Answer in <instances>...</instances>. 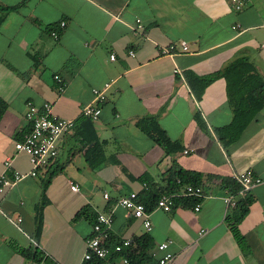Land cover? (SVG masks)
<instances>
[{
    "label": "crops",
    "instance_id": "0c3cea01",
    "mask_svg": "<svg viewBox=\"0 0 264 264\" xmlns=\"http://www.w3.org/2000/svg\"><path fill=\"white\" fill-rule=\"evenodd\" d=\"M136 17L140 31L132 28ZM178 40L186 41L187 50L177 47L171 56L158 52L159 46ZM263 41L264 0H249L239 10L228 0H25L4 13L0 172L7 157L8 175L30 169L27 155L13 151V142L28 127L27 101H48L53 114L76 121L79 108L91 100V88L113 80L98 116L91 120L101 141L100 163L91 167L84 160L85 146L74 123L58 137L57 154L45 168L0 191V264H46L44 257L53 264H78L94 219L74 217L82 206L94 215L111 211L109 244L147 235L150 246L139 264H157L156 244L165 239H170L171 264H264V105L238 138L223 147L213 128L231 118L224 79H212L196 100L183 77L184 70L202 75L243 56L264 80ZM174 66L178 72L172 71ZM54 73L64 81L60 91L55 90ZM195 111L201 123L194 118ZM143 116H152L177 148L166 153L140 130L136 121ZM173 165L202 173L201 183L211 193L200 199L198 210L181 203L167 211L152 205L151 227L146 230L140 218L115 205L119 195L142 189L139 175L145 173L162 186L164 173ZM53 168L57 170L45 188L47 201L35 241L34 205L44 171ZM247 168L259 181L248 191L251 201L237 222L246 244L241 249L229 229L226 217L232 207L224 205L217 178H232ZM70 182L77 189H70ZM17 217L14 224L10 219ZM22 250H34L35 256ZM122 251L110 249L106 257L84 264H122Z\"/></svg>",
    "mask_w": 264,
    "mask_h": 264
},
{
    "label": "trees",
    "instance_id": "16d2710c",
    "mask_svg": "<svg viewBox=\"0 0 264 264\" xmlns=\"http://www.w3.org/2000/svg\"><path fill=\"white\" fill-rule=\"evenodd\" d=\"M24 1L20 0L12 5L0 4V22L3 19L4 13L17 9ZM183 77L196 100L200 98L204 87L212 79L215 77H222L224 79L225 94L231 108V118L227 123L213 128L215 138L223 147H226L238 138L244 126L264 105V80L256 72L252 63L243 56L234 57L220 68L202 75L195 74L190 70H184ZM4 107L5 103L0 99V115ZM194 118L201 123L200 115L197 111L194 112ZM75 123L78 125V134L82 137V143L85 146L83 150L84 160L89 166L94 167L103 159L101 141L95 135L91 119L80 116ZM136 125L154 142L159 144L164 149V152L167 153L177 148V145L168 138L152 116L139 118L136 121ZM83 130L87 131V134L83 133ZM56 170L55 168L46 169L41 179L38 201L34 205L33 238L35 241L38 240L42 225V207L47 201L45 188ZM210 177L211 175H206V178ZM137 178L147 185L146 188H142L137 193V200L141 201L146 209L149 210L155 204V199L159 193L172 191L183 183H201L202 173L181 169L173 165L164 173V184L162 186L152 181L145 173L139 175ZM176 178H178L179 183H176ZM217 179L221 187H225L229 191L239 189V183L233 178L218 177ZM196 201L197 198L193 196L174 198V203H181L184 206H191ZM250 201L251 195L249 192H246L242 198L236 201L231 212L226 217L232 236L241 249L246 247V244L242 234L237 229V222L245 214ZM76 216H85L92 219L95 215L90 212L87 206H82L74 213V217ZM131 241L130 247L124 249L122 252L126 255L130 264H139L146 259V250L150 246L148 237L146 234L133 236L131 237ZM22 253L31 257L35 256L34 250H22ZM43 259L46 264H53L48 257H44ZM91 260L93 259H89L88 262Z\"/></svg>",
    "mask_w": 264,
    "mask_h": 264
},
{
    "label": "built area",
    "instance_id": "2783aa9c",
    "mask_svg": "<svg viewBox=\"0 0 264 264\" xmlns=\"http://www.w3.org/2000/svg\"><path fill=\"white\" fill-rule=\"evenodd\" d=\"M248 1L228 0L231 8L234 10L241 9ZM58 23L59 26L64 25L63 20H59ZM132 28L136 31L141 30L142 24L139 18H135ZM49 35L53 38L57 37V33L54 30H50ZM261 44L264 46V41ZM177 47L182 51L187 50L186 41L178 40L167 42L158 47V52L171 56L175 53ZM128 54L132 55V50H128ZM109 57L112 58L113 54L110 53ZM172 71L178 72L177 67L174 66ZM52 77L56 82L55 90L60 91L64 86V81L57 73H54ZM112 80H105L100 86L91 88V100L79 108L80 116L88 117L91 120L98 116L100 104L104 101L106 90L109 88ZM24 119L27 122V130L22 134L21 139L13 142V151L14 153L22 151L27 155L30 169L27 172L12 170L11 174L8 175L6 169L10 163V157L5 158L4 170L0 172V191L26 175L35 176L40 169L45 168L57 154L56 141L58 137L71 129L75 123L73 118H63L53 114L48 101H43L40 104L27 101L24 110ZM186 151L187 149L183 150V152ZM232 178L239 183V189L229 191L227 188L222 187L221 199L226 207H233L236 201L242 198L259 181V178L249 168L239 171ZM175 181L179 183L178 178ZM69 187L72 190L77 189L76 184L73 182L69 183ZM141 187L146 188L147 185L141 182ZM210 193V190L205 189L202 183H183L172 191L159 193L155 199L154 206L167 211L174 204V198L193 196L197 198V201L192 206V209L196 211L199 208L200 199L209 196ZM102 196L106 198L107 193L103 192ZM115 205L128 210L132 216L140 218L143 227L146 230L150 229L149 210L146 209L141 201L137 200V191L131 190L119 195L115 200ZM19 219L20 217H17L16 220H10L16 224V221ZM110 222L111 211L97 212L95 214L91 222L90 234L84 238V249L78 264H84L85 261L93 257L104 258L108 255L110 249L119 253L122 249L130 247L132 241L129 236L122 237L115 243H108V228ZM200 231L202 232L203 230ZM169 242L170 239H165L156 244V249L159 251V254L156 256L157 264H171L173 253L168 249ZM120 261L122 264L129 263L127 257L123 254L120 255Z\"/></svg>",
    "mask_w": 264,
    "mask_h": 264
}]
</instances>
